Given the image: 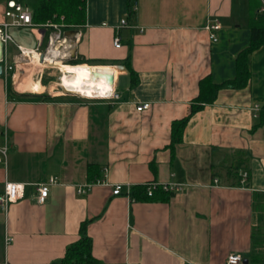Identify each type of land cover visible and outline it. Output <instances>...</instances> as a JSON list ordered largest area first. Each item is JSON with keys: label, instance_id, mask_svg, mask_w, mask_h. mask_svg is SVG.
<instances>
[{"label": "crops", "instance_id": "crops-1", "mask_svg": "<svg viewBox=\"0 0 264 264\" xmlns=\"http://www.w3.org/2000/svg\"><path fill=\"white\" fill-rule=\"evenodd\" d=\"M262 3L131 0L129 13L127 0H86L84 25L64 30L70 59L102 67L117 100L50 94L53 79L41 83L37 66L34 78L32 60L0 75V193L4 182L24 185L0 210V264H59L84 221L94 259L86 264H225L230 253L264 264V42L247 57L245 83H231ZM213 20L214 42L204 28ZM28 30L35 46L18 44L34 49ZM39 30L42 49L50 29ZM208 85L216 89L206 100ZM49 177L57 183L38 203L33 184ZM150 183L182 187L166 200L131 196Z\"/></svg>", "mask_w": 264, "mask_h": 264}, {"label": "built area", "instance_id": "built-area-1", "mask_svg": "<svg viewBox=\"0 0 264 264\" xmlns=\"http://www.w3.org/2000/svg\"><path fill=\"white\" fill-rule=\"evenodd\" d=\"M260 12L264 14V4L260 8ZM105 25V24H103ZM126 25V21L124 19H120L117 26H115V35L112 39V44L115 48L120 47V37L117 34V30L121 27ZM16 28V29H30L33 30L39 38V43L37 47L34 49H29L21 44L15 43L12 39L9 29ZM40 28H49L50 32L47 35V40L44 48H40L43 34H40ZM205 30L209 32V37L211 41H216L215 32L219 28V22L213 20L208 22L205 25ZM38 31V32H37ZM73 40L77 41V35L74 33ZM72 39L68 38L64 34L63 25L60 23H46L44 25L34 24L31 17V11L28 6L23 5L17 0H5L2 4H0V42L2 44V55L0 58V66H1V74H6V72L12 70H16L21 65L25 64L26 62L32 60L34 61L40 68L45 64V55L49 54L50 56L54 54L55 47L58 48V51L55 53L60 59H65L70 57L69 49L71 48ZM12 44L15 47L17 53L14 55L11 64H7L5 61V53L7 45ZM48 66V65H47ZM49 67V66H48ZM43 68V67H42ZM53 68V67H51ZM62 93V92H59ZM81 96V95H79ZM83 97V96H81ZM87 98V97H84ZM101 99L107 100H117L118 94L112 89L110 94L105 97H98ZM148 107L147 103L140 104L136 106L137 111L145 110ZM260 106L253 105L252 111L257 113ZM6 154V146L0 147V160L5 158ZM97 183H102V181H96ZM57 183L56 179L53 177H49L45 182H37L34 183L35 189V200L38 203L44 202L46 199L49 188L52 185ZM92 184H85L79 186L76 191L77 193L83 194L86 192L87 189L91 187ZM146 196L151 197L154 190L160 188L164 192H176L181 189L180 184H162L161 186H157L154 183L146 184ZM122 186L120 184H114L112 188V194L117 195L120 193ZM24 189V185L15 182H4L3 190L0 193V210L5 212L8 205L18 198L22 196ZM128 194V193H127ZM11 240L10 237L5 239L6 242ZM241 261V256L236 253H230L226 257L225 264H238Z\"/></svg>", "mask_w": 264, "mask_h": 264}, {"label": "trees", "instance_id": "trees-1", "mask_svg": "<svg viewBox=\"0 0 264 264\" xmlns=\"http://www.w3.org/2000/svg\"><path fill=\"white\" fill-rule=\"evenodd\" d=\"M31 11V17L34 24L44 25L46 23H60L63 30H77L84 25L86 20V0H17ZM128 11L130 13L131 0H127ZM264 42V14L260 13L250 22V42L244 48L236 59V77L231 81L234 85H243L249 75L247 57ZM68 64L76 65L85 63L79 58L70 59ZM127 66V64L125 63ZM216 87L208 85L206 93L212 94ZM203 92V91H202ZM201 95V94H200ZM213 94L206 100L211 99ZM264 107V106H263ZM185 119L177 120L171 128V142L180 141ZM94 167H88L91 171ZM131 196H146L145 186L133 187ZM171 193L164 192L157 188L153 191L151 198L160 196L166 200ZM147 197V196H146ZM87 221L81 222L79 226V239L66 246L64 256L58 261L59 264H86L93 263L91 256V241L86 234ZM55 264V263H52Z\"/></svg>", "mask_w": 264, "mask_h": 264}, {"label": "bare ground", "instance_id": "bare-ground-1", "mask_svg": "<svg viewBox=\"0 0 264 264\" xmlns=\"http://www.w3.org/2000/svg\"><path fill=\"white\" fill-rule=\"evenodd\" d=\"M54 49H57L54 54L45 55L44 61L48 66L58 69L60 72L59 85L63 89L87 98L105 97L110 94L113 88L107 90L106 72L102 67L64 64L55 54L58 48ZM104 68L108 69V66ZM28 78L30 81V77Z\"/></svg>", "mask_w": 264, "mask_h": 264}, {"label": "rangeland", "instance_id": "rangeland-1", "mask_svg": "<svg viewBox=\"0 0 264 264\" xmlns=\"http://www.w3.org/2000/svg\"><path fill=\"white\" fill-rule=\"evenodd\" d=\"M5 0H0V4H2ZM9 33L12 37V39L17 42V43H21L23 45H26V46H35V39L33 38L32 34L30 33V31L28 29H16V28H10L9 29ZM45 44H46V41H44L43 43V48L45 47ZM8 51L12 52L11 50V46L10 44L8 45ZM70 58L72 57H68V58H65V59H60L61 62H63L64 64H68L66 63L67 60H69ZM36 66L38 68H40L37 64H29V66L26 68L28 70V72L30 74L34 76H36ZM43 67V68H42ZM40 69H39V72H38V76H40L41 72H43V74L41 75V83L45 84V83H48L50 82L52 79H53V82L57 81V77L59 76L60 78V72L58 71L57 68L53 67L51 68L50 66L48 67L47 65L45 66H42ZM35 78V77H34ZM37 79V78H36ZM111 87H112V84H111ZM52 93L50 94H55L56 92H60L59 88L58 87H54L52 88ZM45 94V93H43Z\"/></svg>", "mask_w": 264, "mask_h": 264}, {"label": "water", "instance_id": "water-1", "mask_svg": "<svg viewBox=\"0 0 264 264\" xmlns=\"http://www.w3.org/2000/svg\"><path fill=\"white\" fill-rule=\"evenodd\" d=\"M71 31H72V32H75V30H74V31L71 30ZM71 31H70V32H71ZM1 55H2V44H1V42H0V58H1ZM0 74H1V66H0ZM56 79H57V81L52 82V84H54L55 87H58V88L62 91L63 94H65V95H77V96H79L78 94L71 93V92H69V91L63 89V88L59 85V76H58ZM106 80H107V82H108L109 84H112V83H113V78L110 77V76H107V77H106Z\"/></svg>", "mask_w": 264, "mask_h": 264}]
</instances>
